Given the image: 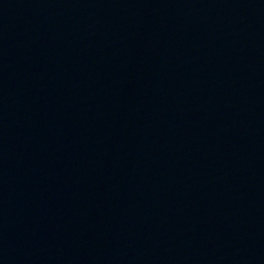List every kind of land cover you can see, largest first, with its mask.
Segmentation results:
<instances>
[{"label": "water", "instance_id": "obj_1", "mask_svg": "<svg viewBox=\"0 0 264 264\" xmlns=\"http://www.w3.org/2000/svg\"><path fill=\"white\" fill-rule=\"evenodd\" d=\"M82 264H264V0H150Z\"/></svg>", "mask_w": 264, "mask_h": 264}]
</instances>
